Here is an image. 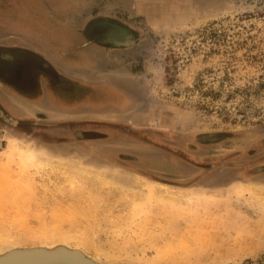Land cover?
Listing matches in <instances>:
<instances>
[{
  "label": "rangeland",
  "instance_id": "374dc122",
  "mask_svg": "<svg viewBox=\"0 0 264 264\" xmlns=\"http://www.w3.org/2000/svg\"><path fill=\"white\" fill-rule=\"evenodd\" d=\"M181 8L173 22L99 18L130 30L125 47L113 25L99 40L97 21L89 24L81 35L107 50L100 64L66 60L56 46L43 55L0 44L8 251L64 246L99 264H264V0ZM13 143L40 160L23 165ZM135 181L144 187L136 199ZM56 227L67 238L45 239Z\"/></svg>",
  "mask_w": 264,
  "mask_h": 264
},
{
  "label": "crops",
  "instance_id": "0c3cea01",
  "mask_svg": "<svg viewBox=\"0 0 264 264\" xmlns=\"http://www.w3.org/2000/svg\"><path fill=\"white\" fill-rule=\"evenodd\" d=\"M147 4L148 0H0V44L13 43L43 55L56 46L66 60L83 54L93 60L98 48L83 40V29L112 16L116 5L132 16H144Z\"/></svg>",
  "mask_w": 264,
  "mask_h": 264
},
{
  "label": "flooded vegetation",
  "instance_id": "af4514ba",
  "mask_svg": "<svg viewBox=\"0 0 264 264\" xmlns=\"http://www.w3.org/2000/svg\"><path fill=\"white\" fill-rule=\"evenodd\" d=\"M167 1L168 0H148V4L146 6L147 14L144 15V17L150 18L152 20H157V19L159 20L160 18L167 17V16L171 15L170 13L172 12L173 8L178 7L179 5L176 2H175V4L174 3L169 4V3H167ZM181 1H183V2L187 1L186 5L189 6L188 0H181ZM120 2H121V0H120ZM182 6H184V5H182ZM152 7H154V8H152ZM114 10L115 11L112 14V16H109L113 21H114V19L118 18V19L123 20L122 22L130 23L131 22L130 19L132 17H135V16H132L133 14L129 13L128 10H123L121 5H116L114 7ZM189 12H190V10H189ZM158 16H160V17H158ZM153 17H155V18H153ZM112 20L104 21L105 23L104 22L100 23L98 21L95 23V26H96L95 32L97 33L99 40H106L107 39V36L104 33L105 28L107 25H113V30L110 31V35H112V37H114V34L117 35L116 45L122 46V47H125L126 45H128V46L131 45V42L129 41L130 40V34H128L130 32V30H127L126 28H124L125 26L120 25V24L114 25V22H112ZM97 26H98V28H97ZM114 43H115V41H114ZM96 51H97V53L95 55H93L94 56L93 61H96L98 63H99V61L104 62L106 60L104 55L107 54V52H106L107 50L106 51L102 50L103 51L102 53H105V54H101L100 49H98ZM110 53L112 54L113 51H110ZM107 59H109V57ZM94 69L95 68H93V70ZM97 71H99V69Z\"/></svg>",
  "mask_w": 264,
  "mask_h": 264
},
{
  "label": "bare ground",
  "instance_id": "6f19581e",
  "mask_svg": "<svg viewBox=\"0 0 264 264\" xmlns=\"http://www.w3.org/2000/svg\"><path fill=\"white\" fill-rule=\"evenodd\" d=\"M182 5H186V3L184 2V4H181V5H179L177 8L176 7H174L173 8V10H172V12L170 13L171 15H169V16H167V17H163V18H160L161 20H166V21H176L179 17L180 18H183L184 17V13H183V11H184V9L185 8H181V6ZM211 15H207L206 16V18L207 17H210ZM158 17H160V16H158ZM202 19V18H201ZM201 19H197V22H200L201 21ZM11 147V150L13 151V152H17L18 154H19V157L21 158V160H22V164L24 165L25 163H27L28 161H30V160H32V161H36V160H34V159H39L38 158V155L35 153V152H33L31 149H21V148H19L15 143H13V144H11L10 145ZM40 160V159H39ZM136 182V181H135ZM137 184V185H136ZM136 184H134L135 186L134 187H132V188H134L135 190H137V191H135L134 192V198L136 199V198H138V197H140L141 195H142V193L144 192V187L142 186V185H140V183L139 182H136ZM129 187H131V186H129ZM147 190H148V193L150 194V195H154V194H156V193H159L161 190L160 189H157V187H153V186H150V187H147ZM166 193H164L163 195H165L166 197H169L170 199H173V200H179V201H182V202H186L185 200H184V197L181 195V196H179V195H173L171 192H169V191H165ZM153 197V196H152ZM187 198V197H186ZM65 233V232H64ZM50 234V235H49ZM49 234H47L46 233V235H45V239H49V238H52V239H60V240H65L66 238H67V235H65V234H63L62 232H61V230L58 228V227H56V228H54L53 229V231L50 233L49 232ZM43 235V234H42ZM15 237V236H14ZM31 237V236H30ZM69 237V236H68ZM8 238H10L9 236H8ZM13 238V237H12ZM26 238V237H25ZM29 238V237H28ZM28 238H26V239H28ZM30 239V238H29ZM3 241V240H2ZM47 242V241H46ZM54 243V242H53ZM48 245V244H47ZM9 247H11V246H7V245H4V244H0V253H3V252H6V251H8L9 249ZM21 247V246H20ZM8 249V250H7ZM68 255H67V254ZM66 253H64V252H62V253H58L59 255H61V256H63V257H71L76 263H79V264H98V263H96V261H94V260H91L90 259V261L89 260H86V258H83L79 253H75V252H66ZM88 253V252H87Z\"/></svg>",
  "mask_w": 264,
  "mask_h": 264
},
{
  "label": "water",
  "instance_id": "95a60500",
  "mask_svg": "<svg viewBox=\"0 0 264 264\" xmlns=\"http://www.w3.org/2000/svg\"><path fill=\"white\" fill-rule=\"evenodd\" d=\"M62 252L79 253L83 258L90 261V258L79 250H72L64 246H58L53 249H47L44 247L13 249L0 255V264H79L71 257H63L58 254Z\"/></svg>",
  "mask_w": 264,
  "mask_h": 264
}]
</instances>
